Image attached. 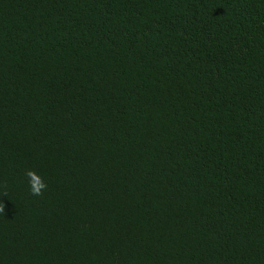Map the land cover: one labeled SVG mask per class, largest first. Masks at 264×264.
Here are the masks:
<instances>
[{
    "label": "trees",
    "instance_id": "1",
    "mask_svg": "<svg viewBox=\"0 0 264 264\" xmlns=\"http://www.w3.org/2000/svg\"><path fill=\"white\" fill-rule=\"evenodd\" d=\"M0 206V264H264V0H0Z\"/></svg>",
    "mask_w": 264,
    "mask_h": 264
},
{
    "label": "clouds",
    "instance_id": "2",
    "mask_svg": "<svg viewBox=\"0 0 264 264\" xmlns=\"http://www.w3.org/2000/svg\"><path fill=\"white\" fill-rule=\"evenodd\" d=\"M25 177L27 179L28 188L31 195L37 197L42 196L47 188V184L45 183L43 177L32 169L26 170ZM4 211V206H0V212Z\"/></svg>",
    "mask_w": 264,
    "mask_h": 264
}]
</instances>
